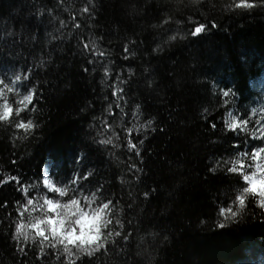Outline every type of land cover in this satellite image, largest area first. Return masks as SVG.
Returning <instances> with one entry per match:
<instances>
[{
    "label": "trees",
    "instance_id": "trees-1",
    "mask_svg": "<svg viewBox=\"0 0 264 264\" xmlns=\"http://www.w3.org/2000/svg\"><path fill=\"white\" fill-rule=\"evenodd\" d=\"M178 2L185 6L182 13L176 11ZM235 2L0 0V78L7 77L5 83L13 89L0 85V113L5 100L13 109L11 123L0 121V181L19 177V183L0 185V203H9L0 207V264H71L77 256V264H264L259 194H246L248 208L240 219L228 221L224 229L215 226L224 219L219 208L231 204L238 176L254 173L253 150L264 147L262 126L253 123L264 121V8L226 10ZM169 16L172 21L163 24ZM187 16L201 23L214 19L218 27L190 37L193 23ZM172 35L177 39L169 40ZM125 45L132 53L128 60L123 59ZM157 45L160 50L153 51ZM25 77L31 78L26 88L20 86ZM118 88L125 89L119 103L128 115L117 110L112 117L108 104L116 103L112 93ZM33 90L28 104L24 98ZM227 90L233 95L225 98ZM18 109H24L19 116ZM206 116L217 124L215 131ZM244 118L248 125L241 123ZM20 120L35 127L17 129ZM229 123L238 126L235 136L223 134ZM129 138L140 148V157L129 150ZM109 139L111 144L99 143ZM234 139L239 150L230 147ZM81 152L87 154L83 167L73 162ZM225 160L231 162L225 166ZM217 161L218 170L211 173ZM134 163L139 172L129 171ZM226 167L247 172L226 177ZM88 171L93 172L88 181L72 183ZM21 186L26 197L17 191ZM153 187L157 191L145 199L143 192ZM27 199L37 205L36 211L28 206L17 216L16 202L23 205ZM48 199L60 205L75 199L78 204L71 206L87 213L112 200L106 215L113 223L102 230L104 235H133L128 242L117 238L108 253L88 258L71 245L73 256L62 244L52 249L47 242L34 244L35 232L27 228L22 231H28L29 239L21 238L26 255L19 253L11 239L14 225L49 215ZM116 220L125 224L123 230ZM40 247L48 253L43 261Z\"/></svg>",
    "mask_w": 264,
    "mask_h": 264
},
{
    "label": "snow or ice",
    "instance_id": "snow-or-ice-1",
    "mask_svg": "<svg viewBox=\"0 0 264 264\" xmlns=\"http://www.w3.org/2000/svg\"><path fill=\"white\" fill-rule=\"evenodd\" d=\"M195 3H199V0H194ZM184 5L182 3L177 4L176 6V11L178 13H182L184 10ZM256 8H264V0H236L235 3L226 6V10L232 11L234 9H246V10H252ZM84 13H89V8L84 7L83 8ZM186 20L190 21L193 23V27L189 30L187 33L188 36L197 38L203 35L209 28H217L218 24L214 19H209L205 23H201L198 21H193V18L191 16L185 17ZM73 20H75V17H73ZM172 21V17L169 16L167 19L163 20V24H168L169 22ZM63 24V22H61ZM75 27L78 29L80 28V24L76 23ZM154 27H159V25H154ZM177 36L172 35L169 37V40H176ZM135 44V41L132 42ZM83 48L86 51H91L90 46L88 43L83 44ZM160 50V46L157 45L156 49H153V51H158ZM123 51L125 53L123 59L128 60L130 58V48L128 45H125L123 48ZM100 57H104L105 53L100 52L98 53ZM89 65L94 64V60H89L88 61ZM92 72H96L97 68L92 67ZM82 71L84 73L89 72V67H83ZM29 72H31V69H29ZM103 72L105 75H108L109 69L107 67L103 68ZM129 74H132L131 69H129ZM4 78H0V85H4L5 88H8V84L5 83ZM16 81H21L20 76L15 77ZM119 76H117V80H119ZM31 82L30 77H25L24 81L21 83V87H27V84ZM103 83V81H102ZM121 83H127V81H121ZM147 86L151 87L152 82L148 81ZM9 91H12V88H8ZM3 92V89H0V93ZM34 92L29 94L28 96H25L24 100L28 103L31 104L34 100ZM125 89L124 88H118L117 91H114L112 93V96L115 98L116 103H109L108 108L110 110V115L112 117H115L116 111L118 110L119 112L123 113L125 116L128 115L124 111L123 108L120 107L119 100L120 98L124 95ZM223 97L228 98L232 94L231 90L223 91L222 92ZM105 101L108 100V97H104ZM127 103V101H125ZM224 104H228V100L225 99L223 101ZM140 105L137 104L135 105V108L137 110L140 109ZM34 110V109H33ZM24 109H18L16 111V115L19 116ZM254 111V110H253ZM208 109H204V113H207ZM13 113L12 107L9 106L7 100H5L4 106H3V113H0V121H6L11 123V115ZM133 115H137L138 113H132ZM206 120L209 121V126L211 129L214 131L217 128V124L212 121L209 117H205ZM153 119H149L147 121L148 125L151 126L153 124ZM241 123L244 125H248L250 121L247 118H244L241 120ZM253 123H259L261 124V129H260V134L264 136V121H254ZM106 127H111L110 124H105ZM15 127L17 129H28V128H34L35 125L32 124L31 121H28V123H25L23 120H20L18 123H15ZM163 131V128L160 129ZM238 126L235 123H229L227 125V129L223 130V134L225 136L228 135V132L231 131L233 135L235 136V133L238 131ZM152 132H155V128H151ZM247 129L245 128V132ZM133 130L131 128L126 129V135L131 137L132 136ZM115 134V133H114ZM100 144H111L112 141L109 140H104L100 141ZM139 143L143 145L144 140L140 139ZM127 146L130 151H134L135 155L137 157L141 156V150L140 148L137 147V143L134 142L131 138L128 139ZM230 147L232 149L239 150L240 145L238 142V139H234L230 143ZM255 152V155H252L251 159L255 160L257 157H259L260 153H264V147H260L258 149L253 150ZM245 157L249 155V153L245 152L243 153ZM87 159V154L86 153H78L76 157H74V163L77 165H80L83 167V161ZM231 161L225 160L223 161L224 165L227 166ZM13 164L16 163L15 160L12 161ZM220 161H217V167L210 168L209 171L211 173H216L218 170V166L220 165ZM261 176L260 179L258 180L256 178L255 173L251 174H243L242 177L238 176V182L239 186L236 187L233 192H232V199H231V204L227 207H220L219 208V216L223 217L224 219L218 220L216 223V227L220 229H224L227 227V222L232 221L235 222L238 219L241 218V213L244 212L248 208V196L246 194H255L257 192V185H264V166H257ZM135 169L137 172L140 171L139 168H137V165L134 163L131 165V168L129 171H132ZM241 172H247L246 169L238 168V167H226V172L225 175L231 176L233 174H239ZM93 175V172L88 171L85 172L82 176L80 174L76 175V178L72 180L73 184H76L78 182H86L89 180V177ZM137 182H139L140 177H136ZM11 181H16L19 183V177H9L8 180L6 181H0V185H3L4 183L11 182ZM243 182H248L247 187H243ZM44 184H48L47 180H44ZM82 186V184H81ZM242 188V190H241ZM17 191L21 192V195L23 197L27 196V190L24 189L22 186L17 189ZM103 191V189H101ZM157 189L155 187L151 188L149 191L143 192V196L145 199H148L150 197L151 193L156 192ZM64 193L61 192L60 195H63ZM259 196L260 199L258 201L257 207L261 211V214L264 215V188H261L259 191ZM48 208L50 211L56 212V216L53 217L51 215H47L43 218L37 216L34 220V222H30L28 225H25L23 223L15 224L14 228L15 231L11 234V239L14 241V247L15 249L22 254L26 255V245L21 246V238H23L24 241H27L29 239V233L26 230L22 229H33L35 232V235L31 237L33 243H39L41 245L45 244L47 242L49 249L55 248L58 244L65 245L64 247V252H67L69 256L75 255V253L72 251L71 247H68L69 245L74 246L76 249L80 251L82 255H86L88 258H92L95 253L103 251L105 254L108 253L109 251V245H111L113 248L117 246V238H121L122 241L128 242L130 238L132 237L133 233L132 232H127V234H124L122 231H116V232H107V236L104 235V231L102 230H107L109 228V225H111L113 222L111 219H109L106 215V211L110 209V206L112 205L113 201L112 200H107V202L103 203L101 207L97 208L94 212L92 213H87L84 211H81L78 207L75 208V211H70L68 213H62L56 211L58 208L61 207L59 203H54L53 200L48 199L46 201ZM70 204L72 206H76L78 204V201L73 199L70 201ZM235 206V211H233V207ZM9 206L8 201H3L0 203V207L2 208H7ZM16 215L17 216H23L24 212L22 209L27 208L28 206H31V210L33 212L36 211L37 205L33 203L32 199H27L26 203L21 205L19 201L16 202ZM67 207V206H64ZM129 208H131V205H128ZM12 214L9 213V216ZM67 222V223H66ZM3 221H0V224H2ZM116 224L120 226V228L123 230L125 227V224L121 222L120 220L115 221ZM129 225H131V221H127ZM203 223V221H202ZM108 237H112L111 240L108 239ZM167 240V237L164 238ZM40 255L39 259L43 261L45 257L48 255V253H45V249L43 247H40L39 249ZM56 260L60 261L61 256L57 255ZM81 260V256H77L76 260L71 261V264H77V261Z\"/></svg>",
    "mask_w": 264,
    "mask_h": 264
},
{
    "label": "rangeland",
    "instance_id": "rangeland-1",
    "mask_svg": "<svg viewBox=\"0 0 264 264\" xmlns=\"http://www.w3.org/2000/svg\"><path fill=\"white\" fill-rule=\"evenodd\" d=\"M255 167H254V173H255V175H256V178L259 180L260 179V176H261V173H260V171H259V169H258V165L259 166H264V157L263 158H260V155H259V157H257L256 159H255ZM248 183V182H247ZM261 188H264V185H260V184H258L257 185V194H259V191H260V189ZM64 206H67V207H64ZM56 211H58V212H62V213H68V212H70V211H75V208H73L71 205H61V207L60 208H58ZM49 215H51V216H53V217H55L56 216V212H54V211H51V213L49 214ZM67 223V222H66Z\"/></svg>",
    "mask_w": 264,
    "mask_h": 264
}]
</instances>
